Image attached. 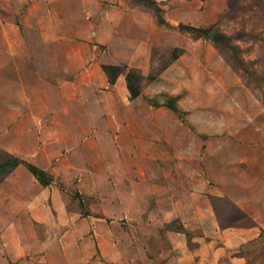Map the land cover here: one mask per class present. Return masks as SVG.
Returning <instances> with one entry per match:
<instances>
[{"label":"crops","instance_id":"1","mask_svg":"<svg viewBox=\"0 0 264 264\" xmlns=\"http://www.w3.org/2000/svg\"><path fill=\"white\" fill-rule=\"evenodd\" d=\"M164 29L135 0H0V151L52 177L20 163L0 179V264H219L240 248L231 263L250 264L264 244V198L235 196L233 164L205 165L189 122L109 81L105 63L144 71ZM211 196L253 224L219 225Z\"/></svg>","mask_w":264,"mask_h":264},{"label":"rangeland","instance_id":"2","mask_svg":"<svg viewBox=\"0 0 264 264\" xmlns=\"http://www.w3.org/2000/svg\"><path fill=\"white\" fill-rule=\"evenodd\" d=\"M135 1L147 6L157 24L165 28L164 32H156V37L165 41L152 45L144 71L126 65L143 75L140 83L133 80L140 91L139 99L148 101V97L163 105L169 97L180 98L179 112L169 108V113L184 118L198 133V141H189L188 146L199 148L203 143L207 149L205 165L220 169V164H233V179L240 186L237 198L249 190L254 197L264 198V0ZM158 16L166 23H160ZM180 22L208 30L205 34L181 30ZM217 33L224 35V44L212 39ZM179 49L181 52L173 59ZM150 73L156 75L154 79H148ZM6 156L0 151V161ZM210 199L219 225L253 224L252 218L229 197ZM195 245L190 241L189 246ZM153 248L151 256H155ZM247 253L250 264H264L262 242H256ZM243 254L242 248L221 254L219 264H232V256ZM156 257L160 263L162 258ZM128 264L141 262L132 260Z\"/></svg>","mask_w":264,"mask_h":264},{"label":"trees","instance_id":"3","mask_svg":"<svg viewBox=\"0 0 264 264\" xmlns=\"http://www.w3.org/2000/svg\"><path fill=\"white\" fill-rule=\"evenodd\" d=\"M228 7L229 8L232 7V4L230 2L228 3ZM158 20L162 24L166 23L165 19H163L161 16H158ZM178 27L181 30H185V31H195V32L201 33V34H205L207 32V30H208L205 27L195 26V25H192V24H189V23H183V22H180L178 24ZM212 39L217 44H221V45L224 44V41H223L224 35H222L221 33H217L216 35L213 36ZM180 52H181V49H179L178 52L173 55V59L177 58V56H178V54ZM168 65H169V63L167 65H165L162 69H160L158 73H160ZM103 68L107 72L110 82H114L115 79L117 78V76L126 69L127 71L125 73V77H126L127 87L129 89V92H130V96L132 98H135L136 96L139 95L140 91H139L138 88L135 89V85L133 83V80H135L137 83H140V81L143 78V75L140 72H138L136 68L128 67L126 65H121V64H115V63H105V64H103ZM155 76L156 75L150 73L147 77H148V79H154ZM146 99L152 105H159V103H157V102H151V99H149L148 97ZM163 104L165 106H167L168 108H170L171 110H173L174 112H176V113L179 112V107L177 105V96L169 97L167 100H164ZM7 155L8 156H6V158H4V159H2L0 161V179L3 177V175L5 173H7L8 171H10L12 168H14L15 166H17L20 163H23V164H25L30 169V171L43 184H49L50 181L52 180V177L49 176L39 166H37V165H35V164L27 161V160H24V159H21L19 157H16L14 155H10V154H7Z\"/></svg>","mask_w":264,"mask_h":264}]
</instances>
